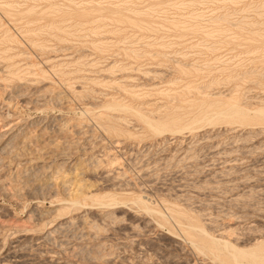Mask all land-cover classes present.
Masks as SVG:
<instances>
[{
    "label": "rangeland",
    "instance_id": "obj_1",
    "mask_svg": "<svg viewBox=\"0 0 264 264\" xmlns=\"http://www.w3.org/2000/svg\"><path fill=\"white\" fill-rule=\"evenodd\" d=\"M6 1L0 0V39L7 30L15 38L16 44L0 43L3 45L1 50L7 47L3 49L8 50L4 55L11 57L9 60L7 57L0 59V264H216L210 256L193 248L174 221L169 219L168 225H162L154 215L134 205L132 198L136 197L159 208L164 215L165 206L171 203L193 214H200V221L210 235L229 239L240 248L264 239V124L244 126L240 123L204 122L195 125L191 131L183 129L154 136L133 116H122L128 120H124L125 123L121 120L123 130L138 136L140 133L139 138L133 134L132 138L128 134L112 136L95 119L97 113L104 111L109 100L130 103L131 99L125 91L112 84L117 82L143 94L140 100H131L130 104L133 106L136 103L133 107H142L140 109L143 111L147 109L148 114L151 109L150 116L154 118L159 115L157 111H162L172 101L162 96L159 90L174 88L181 91L184 83L190 80H196L195 83L199 84L200 81H211V78L221 83L203 90L208 97L229 98L236 92L234 86L239 85L248 109L262 108L264 79L262 86L251 80L223 83L224 75L233 69H236L233 70L234 74L239 68L241 72H259L262 69L260 72L264 74V59H261L264 52L260 58L254 48L247 49L245 44H254L248 36L238 41L232 40L233 43L232 38L227 39L226 36L225 39L221 38L222 43L218 37L208 39L201 33L190 32L184 35L179 32L176 36L165 29L163 32H167L163 39L162 30L161 34H154L120 25L121 37L106 32L120 26L105 19L104 29L101 28L105 32L96 37L84 32L65 42H58L51 36H43L44 40L42 36L36 37L42 43L45 41L48 47L41 51L23 34L26 19L4 14L2 7ZM49 1H53L55 6L59 3V7L68 6L89 12L91 7L93 11L97 8L96 12L102 4L108 7H105L107 12L117 4V0H74L73 3L68 1V4L67 0ZM49 1L15 0L14 4L18 10L33 6L35 12L41 11L38 12L40 14L48 10L45 8L51 4ZM145 1L134 3L133 7L144 9L149 6V0ZM245 1L248 0H240L242 4L239 2L237 5L240 7L236 5L235 8L242 11L248 7L250 11L246 16L252 18L256 14L253 11L255 2L260 0H249V5ZM96 2L98 4L93 8L91 5ZM160 3L165 9L153 17L156 24L164 19L182 18L180 15L188 16L195 11L203 14L200 27L209 28L208 15L211 18V13H218L216 10L224 11L223 8H216L215 4H200L177 11L178 15L168 8L171 0H160ZM103 7L97 11L102 12L96 13L106 18L110 12L106 13ZM93 11L90 14H96ZM3 29L5 32L2 35ZM139 32L148 35H140ZM123 35L130 38L124 36V40ZM132 36L138 40L142 38V41H136ZM144 36L146 43L143 42ZM120 38L125 42L122 45ZM158 40H168L164 42L169 44L166 45L167 49L163 48L164 56L157 57L155 54L157 56L151 57L155 50L150 49L152 52H148L149 56L146 54V57L138 60L123 57L125 53L122 49H140L156 41L159 43ZM95 41L111 42V45L120 42L100 53L90 46ZM210 42L214 47L219 44L216 50L202 48L206 44L212 47ZM116 46H120L119 49ZM162 57L163 60L160 59ZM78 60V64L75 63ZM213 60L216 61L215 65ZM178 61L186 67H189L188 64L204 63V66L197 65L202 70L205 62L213 63V73L210 69L208 72L201 70L198 76L195 75L197 73L186 76L177 74ZM80 62L83 64L79 65ZM225 62L231 65L228 68L232 67L228 71ZM113 65H124L125 68L110 71ZM60 67L65 69L63 75L55 70ZM35 68H40L45 77L41 78L34 71ZM26 69L32 70L28 72ZM14 71L20 73L21 78L18 79L15 72L16 78L13 75L10 82L6 81ZM90 80L98 83H91ZM198 96L193 93L188 97L197 99ZM177 100L173 99L174 103H171L175 106L182 104V107L186 105L182 103L185 100L180 101V105ZM180 111L190 109L180 108ZM111 113L118 117L121 114L116 110ZM143 131L150 133L147 135ZM78 181L79 185L84 183L80 185L83 195L108 193L115 199H109L106 205L89 201L87 204H75L73 199L78 190Z\"/></svg>",
    "mask_w": 264,
    "mask_h": 264
},
{
    "label": "bare ground",
    "instance_id": "obj_2",
    "mask_svg": "<svg viewBox=\"0 0 264 264\" xmlns=\"http://www.w3.org/2000/svg\"><path fill=\"white\" fill-rule=\"evenodd\" d=\"M24 1L26 2V0H24ZM36 1H38V0H36ZM45 1H49V0H45ZM68 1L69 2L71 1V3H73L74 0H67V4H68ZM139 1L140 0H117V4L115 6H112V7L110 6L111 7L109 9L110 11H107L108 13L110 12V14L108 16H106V18H103L105 16L104 13H103L104 16L97 15V13L102 12L101 10L99 12H97V11L103 7L102 6L103 4L100 5L101 8L96 10L97 13L94 12L95 9H97V8L94 7V5L95 4L97 5L98 2L94 3L93 5H91L95 9L93 11V10H91L92 9V7H91L90 12H89L86 9H85L86 11L85 10L83 11L82 9L81 10L80 9H78V10L71 9L68 6L67 7H65V6L64 7H59L58 6V5H60L59 3H58L57 6H55V4L54 5L52 4L53 1L52 2L49 1V2H51V4H49V7L47 6L48 8H45V9H48V10L45 11L43 9L44 12L38 14V12H41V11H38V12L36 11L35 12V9H34L35 7L33 8V6L32 7L29 6V8H27V9L24 8L25 10L21 9L22 10L21 11V10L17 9L18 6L15 5L16 4L15 0H7L5 3L3 2V4H5V5H3V7H2V11L5 12L4 14H7L10 17L21 16L23 19H26L27 25L23 28V30H24L23 34L25 35V37H27V39L30 42L33 43V45L36 48H38V50H41V51L47 50L48 47L46 46L45 41H43V43H42V40L40 42L39 38L36 39V37H41L42 36V39H43L44 38L43 36H48V37L51 36V37H54L58 42H62V41L65 42V41H67V39L69 40L70 37H73V36L76 37V35L79 32H84L87 35L88 34L89 35L90 34L91 35H95V37H96L97 35H99L101 33L103 34V32H105L102 29H104L103 26L105 25V22H106L105 19H108L109 21L114 22V23H116L119 26L121 25V26L130 27L131 29H134V30H137V31H145V32L149 31L150 33L154 32V34H156L155 32L159 33L161 30L163 32V30L166 29V30H168V32L169 31H170V33L172 32V35H176V36L178 35L176 33H179V32H181V34H183V33L186 34V32H187V34L189 32H190V34H192V33H201L203 35V37L205 36V38L206 37L207 38L208 37H215V38L218 37V38H220L219 40L222 43H223V41H222L223 39L221 40V38H224L226 36H227L226 37L227 39H229L228 37L232 38L231 41L232 40H237L238 41L239 38H244L243 36H248L249 39H251L254 42V44L247 43V44H245L246 48L249 49V50H250V48L251 49L254 48V50H256L255 54L257 55V53H258V56L260 58L262 57V54L264 52V21H263L264 18L262 19V14H263L262 11H264L263 10L264 9V0H260L259 2H255L256 6H255V3H254V6H255L254 9L255 10H253V11H255L256 14L254 12H251V13L255 14V16L252 17V18H248L246 16V13H249V11H250V10L248 11V7H245L243 5L245 8L243 10L241 8L242 11H238V9H240V8H238V9L235 8V6L240 2V0H180V2H177V1L174 2V1L171 0V3H169L168 8H172L177 14H178L177 11L180 12L183 9L186 10V8H192V7L200 5V4H208V5H210V4L214 5L215 4V6L217 5L216 8L217 7H218V9H219V7L223 8L224 11H222V12H219V10H216V12L218 11L217 14H214L215 12L211 13V14H213L212 16H210L211 18H209V15H208V18H206V19H208V21L210 20V22H208V23H210V25H209L210 27L209 28H205V27L203 28V26L200 27V25H202L201 22H202V15L203 14L195 13V11L192 14H189L188 16L185 15L187 17H185V16L183 17V16L180 15V17H182V18H173L171 16L173 19H171V20L164 19V20L161 21V23L156 24L153 21V17L155 15H157L159 12L162 13V11H164V9H165V7H163V5L160 3V0H149V4H148L149 6H147L146 8H144V9H137L136 8L135 9L133 7L134 3L136 4ZM250 2H252V1L250 0ZM114 3H116V2H114ZM114 3H112V4H114ZM67 4H65V5H67ZM105 4H107V3H105ZM239 4L241 5L242 3L240 2ZM20 5L21 4H19V6ZM75 5L76 4H73V6H75ZM247 5H249V3H247ZM1 6H2V4L0 5V7ZM77 6H79V5H77ZM237 6H239V5H237ZM252 6H253V4H252ZM86 7H88V6L86 5ZM105 7H107V6H105ZM105 7H103V8L105 9V12H106V8ZM143 7H145V6H143ZM250 8H252V7H250ZM83 9H84V7H83ZM36 10H37V8H36ZM91 11H93V13H96V14H94V15L90 14ZM166 11H167V9H166ZM252 16H253V14H252ZM204 17H203V19H204ZM155 18H157V16ZM162 18H164V17H162ZM40 20H43V22H39ZM21 21H22V19H21ZM207 25L208 24H206V26ZM121 26L119 28L115 27V29L109 30V31H106V32H109V34H110V32H112L114 35L121 36L122 35L121 34L122 33ZM19 28H20V26H19ZM109 28H111V27H109ZM201 28H203V29L201 30ZM3 32H5L4 29L2 31V35H3ZM162 32H160V34ZM166 32L167 31H165V33L163 32L164 34H161V35H163V37H162L163 39H164V35L166 34ZM129 34H130V32H129ZM139 34L141 35V34H145V33L139 32ZM145 35H148V34H145ZM124 36L128 37V35H123L124 40H125ZM135 36H137V35H135ZM179 37H181V35ZM1 38H3V39L2 40L0 39V43H3V44H5L4 42H6V43L15 42V38L11 34H9L7 32V30H6V32L4 34V36L1 37ZM123 38L122 39L120 38L122 40L121 42L117 41L116 43L115 42H113V43L115 45H117L118 42H120V44L121 43L123 44V43H125V42H123L124 41ZM129 38L130 37H128V39ZM159 38H160V40L162 39L161 37H159ZM165 38H167V37H165ZM200 39H203V38H200ZM135 40L137 41L138 39H135ZM139 40L142 41V38L139 39ZM126 41H128V40H126ZM165 41H168V40H165ZM200 41L202 43V40H200ZM210 41H212V40L210 39ZM214 41H216V40H214ZM227 41L230 42V40H227ZM240 41H242V40H240ZM95 42L90 43L91 44L90 46H91V48L93 47L96 51H98L100 53L106 51V49L108 50V48L111 45L110 44L111 42L110 43L105 42V41H99V42H96V43ZM130 42H132V41L130 40ZM143 42H145V36H144V41ZM156 42L153 43V44H148V42H147L148 45L144 44L146 46H143L140 49H136L135 48L136 46L134 47L135 49H133L131 47L130 48L126 47L127 48L126 51L124 49H122V47L120 49H122L123 52L125 53V56H123V57L128 56V57H131V59L133 58L135 60H138V59H140L143 56L146 57L145 56L146 54L149 56L148 52H150L152 49L155 50L154 51L155 53L154 54H150L151 57H153L155 54L158 55V56L155 55L157 57H159L160 55L164 56L165 54L163 52V48L164 47L166 48V45H169V44L164 43L162 41L161 42L159 41V43L158 42L156 43ZM220 42L218 41V43H220ZM126 43H128V42H126ZM139 43H141V42H139ZM204 43H206V42H204ZM204 43H203V46H204ZM211 43L212 42H210V44ZM225 43H224L225 45L228 44L226 41H225ZM232 43H233V41H232ZM15 44H16V42H15ZM114 44H112V45H114ZM131 44H133V43H131ZM131 44H129V45H131ZM196 44L194 46H196ZM198 44H197V46H198ZM236 44L239 45L238 43H236ZM112 45H111V47L113 48ZM118 45H119V43H118ZM206 45L208 46V44H206ZM211 45H213V44H211ZM215 45H216L215 47L213 45L212 47L211 46H208V47L204 46L202 48L210 49L209 51H213L215 48L217 49V46L219 44L218 45L215 44ZM1 46H3V45H0V48H2ZM123 46H125V45H123ZM119 47L117 48V46H116L117 49H119ZM239 47H240V45H239ZM5 48H7V47H5ZM5 48H3V49H5ZM114 48H115V46H114ZM2 50L0 49V59H2V58L4 59V57L8 58L9 55L8 56L4 55V53H7L6 51H8V50H6V51L3 50L4 52ZM204 51H206V50H204ZM124 53L122 55H124ZM240 53H242V51ZM246 55L248 56V54H246ZM9 58H11V57H9ZM9 58H8V60H9ZM249 58H251V57H249ZM249 58H248V60H249ZM160 59L163 60V57L160 58ZM252 59H254V58L252 57ZM261 59H264V58H261ZM5 60H7V59H5ZM244 60H242V61H244ZM77 62H79V60L76 61L75 63H77ZM212 62L214 63L216 61L213 60ZM178 63H179V61H178ZM180 63H181V61H180ZM180 63L176 67V70H177L176 73L177 74L178 73L179 74H185V76L188 75V74L191 75V73H193V74L197 73L195 75L198 76L199 72H202L204 70L208 72L211 69V67H213V63L212 64H207V62H205L206 65H205L204 69L202 70L201 69L202 67H200V66H199L200 68L197 67V65L204 66V63H201V62H200L201 64H197L196 62L193 63V64H197V65H191V64L187 63L189 65V67H186V65H184V64L182 65ZM208 63H210V62H208ZM226 63L227 62H225L224 64H226ZM81 64H83V62L82 63L80 62L79 65H81ZM215 64L216 63H214V65ZM240 64H243V62L240 63ZM250 64H252V63H250ZM124 65H121V66L120 65H113L110 68V71H113L116 68H125ZM175 65H177V64L175 63ZM228 65H230V64L227 63V65H226L227 66V70L225 68V69H223L224 71L225 70L228 71V69L232 68V67L228 68ZM240 66H242V65H240ZM252 67H250V69H253ZM256 67L260 68L259 66H256ZM215 68H216V66H215ZM234 68H236V65H235ZM261 68H263V67H261ZM30 70H32V69H26L25 71L29 72ZM55 70H56V72L58 74H62L63 75L65 73V69L61 68V67L58 68V69H55ZM219 70H221V69H219ZM233 70H236V69H233ZM233 70L230 71V72H232L231 74H229L230 72H227L228 75H224L225 78L223 79V83H224V81L229 83L230 81L232 82L233 80L243 81V82L244 81L247 82V81L251 80L255 84L262 86L263 79H264V74H261L262 72H260V71H262V69L259 71L260 72L259 73V72L255 71V70H250V71L247 70V71L241 72L240 68H239L240 72L239 71L238 72L235 71V72H237L235 74L233 73ZM257 70H259V69H257ZM9 71L12 72V70H9ZM34 71L41 78L45 77L43 71L40 68L39 69L35 68ZM210 71L212 72V69ZM222 71H220V72H222ZM263 71H264V69H263ZM15 72L18 74L17 71H14V73H11L12 74L11 77L8 78L9 80H6V79H4V80L10 82V79L12 80L13 77L14 78L17 77L18 79L21 78V76H19L20 73L18 75H16ZM211 72H209V73H211ZM8 74H10V73H8ZM15 75H16V77H15ZM38 75H37V77H38ZM220 75H222V74H220ZM208 76H210V75H208ZM6 77H8V75ZM195 81L196 80H194V82H192L190 80V82L184 83L183 89L181 88V91H179L178 89L176 90L174 88H166V89H163V90L162 89L159 90V93L162 96H164L165 98H167L169 100L172 99V101H173V99H176V100L179 99V101L177 100V102H178L177 104L178 105L181 104L180 101L185 100L182 103L185 102L186 105H183V107H182V104L180 106H175V104L171 103L172 102L171 100H170L171 102L169 100H166V102L169 101L170 103L169 104L166 103L168 105L165 104L166 106H165V108L163 107V110L161 109L162 111H160L159 109L158 110L160 112L156 110L157 113H159L158 116L155 115L156 118L150 116L151 109H150V113L148 114V113H146L147 109H146V111H143L142 109H140L142 107H138V108L136 106H135L136 108L133 107L136 103L133 104V106L130 104L131 100L132 101L135 100V102H136V100H140V98L143 97V94H141V93H139V92H137V91H135L133 89L127 88V85L124 86L125 85L124 83H123L124 85L120 84L118 82L117 83H112V84H115V86H117V87L119 86L120 88H122L125 91L127 96L131 99L130 103H126V101L124 102L121 99H120L121 101H119L117 99L115 100L113 98H112L113 100H111V101L108 99L109 101L106 102L105 106L103 105L104 106V109H103L104 111L103 112H99L97 114L94 113V114H96L95 115V119L103 126L104 130L107 133L113 134L112 136H118V135H121V136L123 135L124 136V134H126V135L128 134V137H132V138H133V136H132L133 133L130 134V132H126L127 130H123L122 127H121L122 123L123 122L125 123V121L127 120V119H124L125 117H127L125 115H128V116L130 115V116H133V118H136V120H138L139 122L144 124L143 126H145V128H147L148 131L152 132L154 134V136L157 135V134H163L165 132H167V133H169V132H180L183 129L191 131L192 129H194L195 125L201 124V123H204V122L213 123V124L214 123H216V124L217 123H224V124L240 123V124H243L244 126L245 125H253V124L254 125L255 124H264V105H263L262 108L261 107L257 108V109L254 108L255 110L251 109L252 111L249 110L248 109L249 107H247L245 105L246 102L244 101L245 100V98L243 96L244 94L242 93V90L239 89V87H238L239 85H237V87H235L236 85L234 86V89H236V92L234 94L232 93L229 98H224L223 96H222L223 97L222 98L220 96L221 98L213 97V99H212V98L208 97L207 95H205L203 93V90L204 89H210L211 87L213 88V86H215V85H219V83H221L220 80L211 78V81L209 80L208 82H206V80H205V82H203V83H200L201 82L200 81L199 84H198V82L195 83ZM90 82H91V80H90ZM93 83H98V81H94ZM99 85H101V84H99ZM240 88H242L241 85H240ZM86 91H87V89H86ZM90 91H91V89H90ZM92 91H91V93H92ZM83 92H85V91H83ZM204 92H206V91H204ZM86 93H84V94H86ZM193 93H194V95L198 94L199 98L190 99V97H188V96L190 94L193 95ZM81 94H83V93L81 92ZM87 94H89V93H87ZM202 94H204V95L202 96ZM90 95H85V96L89 97ZM191 97L193 98V96H191ZM214 98H216V99H214ZM174 101H173V103H174ZM180 108H183L185 110H189L190 109V111L182 112V111H180ZM115 110H116V112L118 111V112L121 113L120 116H119L120 118L118 116H116L117 114L115 116L112 115L113 112L111 113V111H115ZM88 111H90V110H88ZM157 113H155V114H157ZM122 114H124V115H122ZM152 115H153V113H152ZM122 116H124V118ZM121 120H123V122ZM143 132L145 133L146 131H143ZM149 133L148 134L145 133V134L149 135ZM133 135H135V134H133ZM147 135H145V136H147ZM137 136L138 135L136 134L135 137L139 138L140 137V133H139V136L138 137ZM142 136L143 135H141V137ZM143 138H145V137L143 136ZM74 182H75V180H74ZM81 184L83 185L84 183L81 182ZM80 185H79V181H78V184L76 185V187H78V190L75 187L77 192H75V197L73 199V202L75 204H81V203L82 204H87L86 202L89 201V202H92V203L106 205V204H108V202H110V201H108L109 199H112V200L115 199L114 196L111 193H110L111 195H109L108 193L107 194H102V193L99 194L98 193V194H89V195H86L84 193V195H83V193L81 192L83 189H81V191H80V187H81ZM132 200H134V202H133L134 205L136 204L139 208L145 210V212H148V213L154 215L158 219L159 223H161V224L163 223V224H167L168 225L169 224L168 223L169 219L174 221V223L179 226V228H180L179 231H181L182 235H184L183 237H185V239L190 241V243L192 244L193 248H195L196 251H198L200 253H203L204 255L206 254V255L210 256L211 259H213V261L216 262V264H264V239L255 241L249 247L246 246V248L245 247L244 248H240V247L236 246L235 244H232L229 241V239L228 240L226 238L224 239V237H221V236H220V238H216V237L210 235L208 233L207 229L205 228V226L200 221V218H199L200 214L199 215L195 214V212L193 214L189 210H187L186 208H182V207L177 206L176 204H172L171 203V204H169V205L167 204L165 206L166 207L165 208L166 215H164V212L162 213L161 210H159V208L150 205L149 203H147V201L143 200L141 197H136L135 199L132 198Z\"/></svg>",
    "mask_w": 264,
    "mask_h": 264
}]
</instances>
